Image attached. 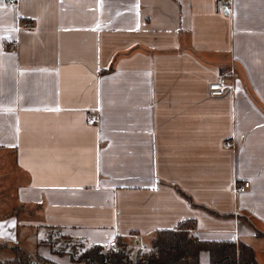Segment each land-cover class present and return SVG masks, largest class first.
I'll list each match as a JSON object with an SVG mask.
<instances>
[{"label":"crops","instance_id":"0c3cea01","mask_svg":"<svg viewBox=\"0 0 264 264\" xmlns=\"http://www.w3.org/2000/svg\"><path fill=\"white\" fill-rule=\"evenodd\" d=\"M217 1L0 0V246L73 264L53 230L107 247L191 219L264 264V0Z\"/></svg>","mask_w":264,"mask_h":264},{"label":"trees","instance_id":"16d2710c","mask_svg":"<svg viewBox=\"0 0 264 264\" xmlns=\"http://www.w3.org/2000/svg\"><path fill=\"white\" fill-rule=\"evenodd\" d=\"M178 193L186 200L188 199L183 192L178 190ZM189 203L191 204L190 201ZM193 227V220L187 219L179 221L172 229L155 231L146 245L147 257L144 261L138 259L131 261L121 250L104 251L105 248L99 244L78 243L82 248L78 259L74 261L72 252L68 256L73 264L75 262L82 264H199L198 252L204 249L208 252V264H255L250 246L238 243L235 247L233 242L202 241L191 233ZM118 240L120 239L116 238L114 244L119 246L121 243L117 242ZM10 250L19 252L22 255L21 259L26 261L21 263L10 259L3 261V264H56L38 255H24L17 246L10 247ZM52 251L62 253L54 249Z\"/></svg>","mask_w":264,"mask_h":264},{"label":"rangeland","instance_id":"374dc122","mask_svg":"<svg viewBox=\"0 0 264 264\" xmlns=\"http://www.w3.org/2000/svg\"><path fill=\"white\" fill-rule=\"evenodd\" d=\"M13 198V197H12ZM14 199V198H13ZM13 201L12 199H10L9 201L5 202V205L3 204V208L4 209H10L11 205H12ZM53 234L51 235V237L48 238V243L49 245L56 251H60L63 252L65 251L67 254H71L73 255L74 261H76L78 259V255L79 252H81L82 248L81 246H79L77 241H70V240H66V239H61L60 236L58 235V233L53 230ZM134 235H130L127 238H124L123 240H118L117 242L121 243L119 246L115 245L114 243L110 244L107 247H104V251L111 249L112 251H116V250H121V252L124 253L125 256H127L131 261L138 259V260H142L144 261L145 258L147 257V243L148 240L150 238V236H145V237H141V236H137V240L133 239ZM10 236L7 234L3 233V241H5V243H10ZM116 242V243H117ZM0 247H5V246H0ZM10 247H5V250H2L3 254L5 256H7L8 259H5L3 261L6 260H10L12 259L13 261L16 262H25L24 260L21 259V254L19 252H15V251H11ZM26 255V254H24ZM26 257V256H25ZM21 259V260H20ZM2 261V262H3ZM3 264V263H2ZM75 264H82L80 262H75Z\"/></svg>","mask_w":264,"mask_h":264},{"label":"built area","instance_id":"2783aa9c","mask_svg":"<svg viewBox=\"0 0 264 264\" xmlns=\"http://www.w3.org/2000/svg\"><path fill=\"white\" fill-rule=\"evenodd\" d=\"M217 6L219 9L222 10V12L225 16L231 15L232 11H231V5H230L229 1L219 0V1H217ZM236 77H237V73L234 70H230V69L223 70L221 73H219V75L215 79L208 82V84H207L208 92L212 95L221 94L224 89L230 88L233 85ZM96 119H97V117L95 115H91L86 119V123H88V124L94 123L96 121ZM223 144L229 145V144H232V142L225 139L223 141ZM248 187H249V182L245 181L242 184L235 186V190L237 192H243ZM133 239L137 240V236L134 235Z\"/></svg>","mask_w":264,"mask_h":264}]
</instances>
